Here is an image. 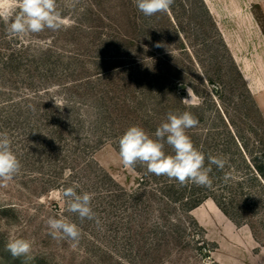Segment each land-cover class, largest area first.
I'll list each match as a JSON object with an SVG mask.
<instances>
[{"label": "rangeland", "instance_id": "rangeland-1", "mask_svg": "<svg viewBox=\"0 0 264 264\" xmlns=\"http://www.w3.org/2000/svg\"><path fill=\"white\" fill-rule=\"evenodd\" d=\"M206 1L145 17L133 0H57L65 28L16 37L0 20V132L22 164L0 183V264H264V0ZM184 111L194 145L227 161L211 188L123 166L128 127L155 138ZM74 184L99 223L66 211ZM50 216L78 224L76 248ZM15 238L28 257L6 250Z\"/></svg>", "mask_w": 264, "mask_h": 264}, {"label": "clouds", "instance_id": "clouds-1", "mask_svg": "<svg viewBox=\"0 0 264 264\" xmlns=\"http://www.w3.org/2000/svg\"><path fill=\"white\" fill-rule=\"evenodd\" d=\"M133 2L143 16L152 17L169 12L175 0ZM0 20L6 25L7 34L13 37L39 34L45 30L55 32L67 26L57 0H0ZM198 123L191 112L184 111L167 113L166 120L155 130V138L140 126L128 127L118 139L119 157L123 166H145L148 173L167 177L181 187L191 184L211 188L213 178L210 174L213 166L223 170L227 161L220 155H206L194 145L186 130L196 127ZM165 145L171 147L172 154H166ZM21 168V161L12 148L9 134L0 132V183L6 186L20 174ZM224 179L227 182L228 177ZM80 188L79 184H74L62 190L66 211L75 214L80 221L95 220L99 223L92 207L94 194L78 191ZM46 225L48 235L58 243L66 241L72 248H76L82 238L78 224L66 217L50 216ZM6 250L14 258L28 257L32 243L24 238H15L7 243Z\"/></svg>", "mask_w": 264, "mask_h": 264}, {"label": "crops", "instance_id": "crops-1", "mask_svg": "<svg viewBox=\"0 0 264 264\" xmlns=\"http://www.w3.org/2000/svg\"><path fill=\"white\" fill-rule=\"evenodd\" d=\"M206 1V0H205ZM207 3L210 2V0L206 1ZM214 13V12H213ZM229 45V44H227ZM230 47V46H229ZM244 74H245V80L249 83V86L252 90H255L254 88V84L251 82V78H250V73L247 70H243ZM251 82V83H250Z\"/></svg>", "mask_w": 264, "mask_h": 264}, {"label": "trees", "instance_id": "trees-1", "mask_svg": "<svg viewBox=\"0 0 264 264\" xmlns=\"http://www.w3.org/2000/svg\"><path fill=\"white\" fill-rule=\"evenodd\" d=\"M204 1V0H203ZM205 3V2H204ZM206 4V3H205ZM258 174H259V176H260V178L262 179L263 178V174H262V172L260 171V169H259V171H258ZM262 182H263V184H264V178L262 179ZM196 207H198V205L197 204H195V207H193V210H195L196 209ZM193 210H192V212H193ZM192 216H193V214H192ZM194 217V216H193ZM195 218V217H194ZM196 219V218H195ZM197 221V220H196ZM198 222V221H197Z\"/></svg>", "mask_w": 264, "mask_h": 264}, {"label": "bare ground", "instance_id": "bare-ground-1", "mask_svg": "<svg viewBox=\"0 0 264 264\" xmlns=\"http://www.w3.org/2000/svg\"><path fill=\"white\" fill-rule=\"evenodd\" d=\"M206 202H208V203H210L211 204V200H207ZM215 206V205H214ZM216 207V206H215ZM200 209V207H197L195 210H199ZM216 209H217V207H216ZM195 210H193V211H195ZM218 211H219V209H217ZM220 212V211H219ZM192 214H193V212H192ZM195 217V216H194ZM196 218V217H195ZM203 222H204V220H203Z\"/></svg>", "mask_w": 264, "mask_h": 264}]
</instances>
